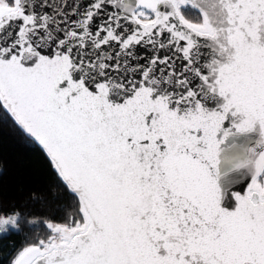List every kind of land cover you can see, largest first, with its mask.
Listing matches in <instances>:
<instances>
[{
    "label": "snow or ice",
    "instance_id": "6c2138e0",
    "mask_svg": "<svg viewBox=\"0 0 264 264\" xmlns=\"http://www.w3.org/2000/svg\"><path fill=\"white\" fill-rule=\"evenodd\" d=\"M9 120L75 205L9 264H264V0H0ZM257 125L228 210L221 145Z\"/></svg>",
    "mask_w": 264,
    "mask_h": 264
},
{
    "label": "trees",
    "instance_id": "16d2710c",
    "mask_svg": "<svg viewBox=\"0 0 264 264\" xmlns=\"http://www.w3.org/2000/svg\"><path fill=\"white\" fill-rule=\"evenodd\" d=\"M185 15L192 22L202 21L196 10ZM0 200L14 205L22 215L19 232L0 233V264H9L28 243L46 238L44 222H64L75 214L72 196L42 151L10 120L0 124Z\"/></svg>",
    "mask_w": 264,
    "mask_h": 264
},
{
    "label": "water",
    "instance_id": "95a60500",
    "mask_svg": "<svg viewBox=\"0 0 264 264\" xmlns=\"http://www.w3.org/2000/svg\"><path fill=\"white\" fill-rule=\"evenodd\" d=\"M69 2L71 3L73 0H69ZM87 2L89 0H81V3ZM202 51L207 52L208 49H202ZM225 127L231 129V123L226 122ZM261 139V131L257 125L252 131L248 132L231 130V134L227 136L225 142L221 145L219 163L216 166L214 178L221 190L222 207L228 210L234 209L236 201L232 194L239 193L243 195L246 193L251 174L247 168L239 167V165L248 159L249 149H256L258 141Z\"/></svg>",
    "mask_w": 264,
    "mask_h": 264
},
{
    "label": "clouds",
    "instance_id": "9594fccd",
    "mask_svg": "<svg viewBox=\"0 0 264 264\" xmlns=\"http://www.w3.org/2000/svg\"><path fill=\"white\" fill-rule=\"evenodd\" d=\"M244 168H247L248 172L251 174V171H252L251 167L245 165Z\"/></svg>",
    "mask_w": 264,
    "mask_h": 264
},
{
    "label": "rangeland",
    "instance_id": "374dc122",
    "mask_svg": "<svg viewBox=\"0 0 264 264\" xmlns=\"http://www.w3.org/2000/svg\"><path fill=\"white\" fill-rule=\"evenodd\" d=\"M189 19V18H188ZM190 20V19H189ZM192 21V20H191ZM193 22H195V21H193ZM200 22H202V21H200Z\"/></svg>",
    "mask_w": 264,
    "mask_h": 264
}]
</instances>
